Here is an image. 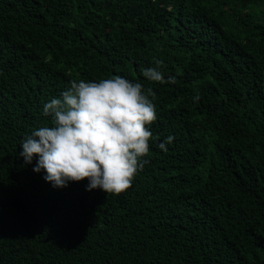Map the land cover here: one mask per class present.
I'll return each instance as SVG.
<instances>
[{"label":"trees","instance_id":"1","mask_svg":"<svg viewBox=\"0 0 264 264\" xmlns=\"http://www.w3.org/2000/svg\"><path fill=\"white\" fill-rule=\"evenodd\" d=\"M111 76L156 93L147 163L54 188L21 140ZM0 264H264V0H0Z\"/></svg>","mask_w":264,"mask_h":264},{"label":"clouds","instance_id":"2","mask_svg":"<svg viewBox=\"0 0 264 264\" xmlns=\"http://www.w3.org/2000/svg\"><path fill=\"white\" fill-rule=\"evenodd\" d=\"M163 66L164 62L157 60L141 75L155 83H175L172 76L165 79ZM155 96L152 88L121 76L98 81L74 79L59 98L44 104L43 115L50 118V126L26 134L19 155L25 164L38 157L33 171H45L43 178L54 188L86 179L87 191L121 193L147 163L149 128L157 119ZM173 139L166 137L160 149L166 151V144Z\"/></svg>","mask_w":264,"mask_h":264}]
</instances>
